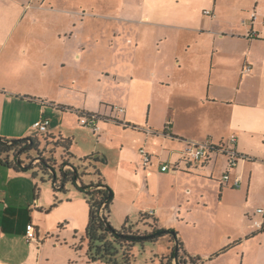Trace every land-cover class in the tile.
Returning a JSON list of instances; mask_svg holds the SVG:
<instances>
[{
  "label": "crops",
  "instance_id": "1",
  "mask_svg": "<svg viewBox=\"0 0 264 264\" xmlns=\"http://www.w3.org/2000/svg\"><path fill=\"white\" fill-rule=\"evenodd\" d=\"M206 10L211 16L203 15ZM99 35L108 39L110 90L130 105L122 112L86 111L99 118L100 133H93L78 125L79 110L48 103L54 91L47 81L56 79L58 68L78 69L97 50ZM139 55L152 61L138 64ZM246 64L251 72L243 74ZM22 81L26 90L4 85ZM59 82L79 84L75 76ZM39 120L48 121V135L71 139L76 158H106L100 171L114 190L109 221L115 229L147 213L160 228L177 232L188 256L195 254L181 224L196 226L190 212L206 205L208 192L222 202L236 188L257 209L264 205V0H0V136L38 137L33 124ZM187 142L224 145L250 160L228 169L224 155L212 154L207 163L187 164L181 160ZM140 149L152 156L150 165H143ZM163 164L178 169L161 172ZM36 186L30 173L0 166V264L39 262V230L37 242L24 240L32 211L45 207ZM64 204L80 205L86 221L73 226L82 238L84 199ZM63 217L57 212L53 222ZM249 231L247 225L242 239L230 238L225 252L205 260L241 249L245 264L248 241L256 237L262 246L254 264H264V234Z\"/></svg>",
  "mask_w": 264,
  "mask_h": 264
},
{
  "label": "rangeland",
  "instance_id": "2",
  "mask_svg": "<svg viewBox=\"0 0 264 264\" xmlns=\"http://www.w3.org/2000/svg\"><path fill=\"white\" fill-rule=\"evenodd\" d=\"M104 38L105 37L99 35L97 50L93 52L90 58L82 61L78 69L70 70L68 67L56 69V79H51V82L47 81V83L50 84L51 90L54 91V94L48 96L50 99L48 103L62 105L66 108H73L85 113L86 111L96 113L97 110H100L101 113H109L111 111H116V108L124 110L125 106L130 105L126 103V100H122L123 96L112 93L110 90L111 79L106 76V70L110 66V60L106 57L104 52L108 44V39ZM135 59H137L135 61H137L138 64L140 62L152 61L143 55L136 56ZM60 73H62V76ZM74 76L79 82L75 87L62 85V83L59 82V80L62 82L68 81ZM54 80H56L55 83ZM15 83L7 82L4 85H6L7 88L16 90H26L29 87L27 82L22 81L17 84ZM64 84L69 83L65 82ZM133 104L137 103L133 102ZM149 105L153 109L152 101L148 103V106ZM150 121H152V116L150 117ZM38 137L41 139L40 134H38ZM77 142L79 148H84L86 146L81 141ZM76 144L75 142L74 149L77 147ZM41 146H44V142H41ZM51 149L52 144H49L47 150ZM60 155L61 151L57 150L56 157L59 158ZM76 156H78L77 153L73 155L70 161L73 165L79 164L80 158H76ZM57 158L55 159L57 164H59L60 160ZM41 177L42 175L38 173L36 183L39 189L38 198L45 207L41 212L37 209L32 211L33 220L29 223V227L31 226L34 229L35 234L37 230H39V234L41 235V241H39L38 244L35 243L36 247L39 248L38 255L40 259L38 258V264H101L100 262L86 263L84 257V244H81L80 250H75V247L80 245L81 238V233L76 231L81 230L75 229L73 222L81 224L86 221V218L79 212L80 205L70 204L66 206L64 202H66V200H81L83 199V194L71 183H68L65 193L58 190L55 192V196L60 203L56 207L51 208L54 201L53 184L47 178H45L44 182H41ZM94 180L95 177L87 175L82 181L84 184H88L90 181ZM110 188L114 193L111 186ZM236 191H238V189L235 188L234 191L225 193L222 197V202L219 201V194L215 195L213 191L208 192L206 205L201 207V209L194 206L197 207L198 210L194 208L190 212V219L194 221L196 226L186 225L184 227V224H181V234L191 240L190 246H192L191 248L196 252L195 254H190L191 257H194L196 264H241L243 256V251L241 249H239L238 252L236 250L230 251L210 261L205 260L213 253L216 254L219 250L228 247V243L231 244L233 242L230 238L242 239L243 237L239 234H241V231L244 227H247V225H250L252 230L249 231V234L255 232L257 229L252 224L253 220H259L260 218L257 214L252 217L257 209L256 202L250 199L247 201L244 195H240ZM116 205L117 204H115V207ZM263 206L264 205H262V207ZM221 207L225 208V210ZM223 211H226L228 215L227 213L223 214ZM57 212H61L64 217L58 219L56 224L53 222V219L55 215H57ZM118 213L119 211L116 207L115 214ZM247 214L249 216H247ZM248 217L252 219V221H249ZM111 226L113 227L112 224ZM144 229L146 228L140 227V230ZM24 236V240H28L26 235ZM19 240H21V237H19ZM248 245L249 248L245 251L246 260L244 263L254 264L256 260L254 251L258 249V247L260 248L262 244L261 242L259 243L258 238L255 237L248 241ZM169 248L170 245L166 237L159 239L156 243H146L143 249L137 245L133 251L135 259L132 264H158L159 257L165 255ZM195 256H200V258L198 259V257Z\"/></svg>",
  "mask_w": 264,
  "mask_h": 264
},
{
  "label": "trees",
  "instance_id": "3",
  "mask_svg": "<svg viewBox=\"0 0 264 264\" xmlns=\"http://www.w3.org/2000/svg\"><path fill=\"white\" fill-rule=\"evenodd\" d=\"M75 113L78 118L83 114L90 115L82 111H75ZM41 142H44L43 147ZM49 144H52L51 150H47ZM71 144V139L55 138L47 133L41 135V139L39 137L6 139L0 136V166L16 173H30L34 179L40 173L41 182H44L45 178L51 181L54 189V201L51 208L60 203L55 192L58 190L65 193L68 183L83 194L88 208V217L80 245L76 246L75 250H80L81 244H86L87 263L132 264L135 259L133 254L135 246L138 245L143 249L146 243H156L159 239L166 237L170 248L166 255L159 257L158 264H196L195 259L185 253L177 232L173 229L160 228L158 220L152 215L140 213L137 223L125 219L121 228L114 229L109 221L113 192L100 171L107 162L106 158L91 155L79 159L78 165H73L70 162L73 158L70 152ZM57 150L61 151L59 158L56 157ZM211 153L220 154L217 147L212 148ZM55 158L60 160L59 164ZM243 160H250V158L243 156ZM87 175L95 177V180L84 184L82 180ZM38 192L39 189L36 186V196ZM139 225L146 229L140 230ZM162 231L166 233L160 234ZM259 234H264V223L252 236ZM227 249H222L220 253Z\"/></svg>",
  "mask_w": 264,
  "mask_h": 264
},
{
  "label": "built area",
  "instance_id": "4",
  "mask_svg": "<svg viewBox=\"0 0 264 264\" xmlns=\"http://www.w3.org/2000/svg\"><path fill=\"white\" fill-rule=\"evenodd\" d=\"M203 15L205 16H211L210 11H204ZM251 20L252 22L256 19V12L251 13ZM254 32L251 31L249 34V37L251 35L253 36ZM251 72L250 65L246 64L244 68L242 69L243 74H248ZM119 112H122L123 110L120 108H116ZM98 117L94 114L86 115L83 114L78 118V125L82 127H88L90 128L93 133H100V127L98 126ZM47 127H48V121L47 120H39L36 121L33 124V128L37 131L38 134L43 135L47 133ZM229 143L233 144L236 142V137L234 135H231L229 138ZM215 146H212L209 142H203V143H197V142H187L184 145V148L182 150V156L181 160L187 164H204L207 160H209L210 156L212 155L211 151L212 148ZM219 150V153L224 155L227 158V167L228 169H231L233 167H236L238 164V161L243 160V156L236 153V151L226 148L224 145H220L217 147ZM139 153L142 158L143 165H150L152 156L149 155L147 152H145L144 149H140ZM264 161V160H263ZM161 172H176L178 169V166L176 164H163L160 166ZM229 179V176L227 173H225L222 176V180L224 182H227ZM238 179L234 181V186H238ZM259 215L260 217L264 218V206L261 208L256 209L254 215ZM253 215V216H254ZM252 221V219H250ZM263 220H253L252 224L255 228L260 229L263 225ZM26 237L28 241H34L37 242V238L34 232V229L30 226L27 229Z\"/></svg>",
  "mask_w": 264,
  "mask_h": 264
},
{
  "label": "water",
  "instance_id": "5",
  "mask_svg": "<svg viewBox=\"0 0 264 264\" xmlns=\"http://www.w3.org/2000/svg\"><path fill=\"white\" fill-rule=\"evenodd\" d=\"M10 142H12V141H10ZM164 233H166V231H162V232H160V234H164ZM169 234H170V235H173L172 232H169Z\"/></svg>",
  "mask_w": 264,
  "mask_h": 264
}]
</instances>
